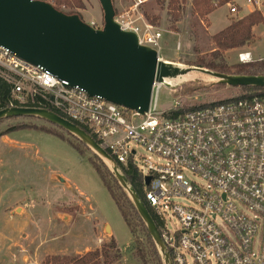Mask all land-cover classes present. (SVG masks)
<instances>
[{
    "label": "built area",
    "instance_id": "obj_1",
    "mask_svg": "<svg viewBox=\"0 0 264 264\" xmlns=\"http://www.w3.org/2000/svg\"><path fill=\"white\" fill-rule=\"evenodd\" d=\"M134 1L131 11L142 24L129 12L117 14L115 21L135 33L140 45L159 53L162 31L138 13L146 0ZM239 58L241 63L248 59ZM0 73L14 87L9 108L31 107L40 96L38 105L85 128L118 165L136 166L144 182L151 177L145 197L161 222L171 264H264V94L194 107L178 116L177 109L159 112L156 103L141 115L91 96L2 45ZM137 147L149 157L139 159ZM168 211L179 224L174 232L168 229Z\"/></svg>",
    "mask_w": 264,
    "mask_h": 264
},
{
    "label": "rangeland",
    "instance_id": "obj_2",
    "mask_svg": "<svg viewBox=\"0 0 264 264\" xmlns=\"http://www.w3.org/2000/svg\"><path fill=\"white\" fill-rule=\"evenodd\" d=\"M261 1L264 13V0ZM82 2L83 10L86 9L82 13L83 20L89 22L91 16L96 18L101 7L99 1ZM113 2L117 14L129 11L135 4L134 0ZM130 2L134 3L129 5ZM167 5L168 1L162 7L155 0H147L138 11L159 19L158 27L163 35L159 55L183 69L193 67L186 63L198 58L210 60L214 48L210 36L227 28L232 20L244 17L253 6L246 0H235L229 7L217 9L209 16V21L202 24L193 13L192 0H188L176 24V32L170 28ZM234 6L235 14L231 12ZM83 10L73 12L81 15ZM99 25L103 26L102 22ZM255 35L253 57L264 60V25L256 28ZM245 51L247 49L231 51L224 57L230 66L237 65ZM189 75L192 78L188 81L180 78L171 86H156L152 104L157 103L159 112H171L178 105L194 108L222 102L241 94L239 89L223 86L201 73ZM136 149L139 159L149 157L142 148ZM95 156L79 139L44 120L17 118L0 122V264H43L48 256L83 255L101 249L112 240L125 256L123 263L128 261L126 251L132 246L131 234L90 165L91 161L100 163ZM142 169L146 173V169ZM56 176L62 177L65 183H60ZM174 201L191 205L184 199ZM168 212V229L174 232L179 224ZM107 226L110 233L106 232Z\"/></svg>",
    "mask_w": 264,
    "mask_h": 264
},
{
    "label": "water",
    "instance_id": "obj_3",
    "mask_svg": "<svg viewBox=\"0 0 264 264\" xmlns=\"http://www.w3.org/2000/svg\"><path fill=\"white\" fill-rule=\"evenodd\" d=\"M103 14L102 28H94L78 14L68 15L53 5L36 0H0V45L22 60L42 66L60 80L80 86L91 96L144 115L153 102L154 90L191 72L209 76L232 88H264V76L227 75L205 68L165 61L158 51L139 44L133 32L123 31L115 21L113 0H98ZM36 118L57 126L79 139L96 154L128 193L157 246L164 264H171L161 233L144 202L121 172L119 165L85 130L55 112L34 107L0 110V121ZM60 183L65 181L56 176ZM151 177H145L148 186ZM110 233V227H106Z\"/></svg>",
    "mask_w": 264,
    "mask_h": 264
},
{
    "label": "trees",
    "instance_id": "obj_4",
    "mask_svg": "<svg viewBox=\"0 0 264 264\" xmlns=\"http://www.w3.org/2000/svg\"><path fill=\"white\" fill-rule=\"evenodd\" d=\"M43 1L53 5L57 10L68 15L78 14L73 12V10L75 9H84L82 0ZM155 1L162 7H164L166 1H168L167 9L170 18L169 23L171 24L170 28L171 30L177 32L178 29L176 27V24L181 20L182 14L184 13V7L187 4L188 0ZM234 1L235 0H192L193 13L202 22H208V17L213 12L226 5H231ZM63 8L68 9L69 11L66 12L65 10H63ZM80 17L82 18L81 15ZM144 17L150 24L158 27V18L151 17L147 13L144 14ZM260 25H264V15L258 9L248 13L242 18L232 20L231 24L227 28L211 36V43L214 48L210 54V60L207 61L205 58H198L195 62H189L186 63V65L205 68L227 75L264 76V60L240 63L230 66L224 57L228 51L243 48L245 46H254L257 41L256 35L254 33V28ZM13 88V84L4 75H0V110L9 108L12 104L14 99ZM236 89H239L241 94L234 95L231 98L233 100L264 94V88L239 87ZM36 101V105L29 106L34 108L47 109L52 112L54 111V109H52L50 106L38 105L41 103V101H43L40 96L37 97ZM218 103L219 102H209L206 105ZM176 109L177 110L175 111V115L178 116L181 114H185L192 108H184L178 105ZM22 128L24 127H17V129ZM81 128L87 132L85 128ZM95 159L100 161V163L89 161L90 165L96 171L103 185L110 194L131 234L132 246L126 251L127 256L129 257L127 259L128 261L126 263H123L122 260L125 258V256H123L122 250L117 245V243L112 240L109 244L104 245L101 249L90 251L83 255L48 256L44 260L43 264H163L161 254L157 246L155 245L151 235L149 234L144 221L134 207L132 201L123 191L121 186H119L116 178L109 171L108 167L101 161V159L98 156H95ZM119 168L126 177L129 184L135 190L137 195L146 205L147 209L155 220L157 227L161 229V222L155 216L153 209L150 207L145 197L146 186L143 174L138 170L136 166L132 164H128L127 166L119 165Z\"/></svg>",
    "mask_w": 264,
    "mask_h": 264
},
{
    "label": "crops",
    "instance_id": "obj_5",
    "mask_svg": "<svg viewBox=\"0 0 264 264\" xmlns=\"http://www.w3.org/2000/svg\"><path fill=\"white\" fill-rule=\"evenodd\" d=\"M147 1V0H146ZM255 2H256V4H253V6H251V8H249L248 10H247V14L248 13H250V12H253L254 10H256V9H258V10H262V6L261 5H263V3H262V1L261 0H254ZM134 2H130V3H128L129 5L131 4H133ZM226 6H230V5H226ZM241 7V6H240ZM242 8V7H241ZM131 9H132V6H130L129 7V11H126L127 9H125L124 11H126V12H129V14L131 15V17H132V20L133 21H135V23L136 24H138V25H141L142 24V21H140V20H138V17H137V13L136 12H132L131 11ZM86 10V9H85ZM85 10H83L82 12H81V16H82V13L83 12H85ZM102 8L100 7V11H99V13L97 14V17L95 18V17H93V16H91L90 17V21L89 22H86V23H88L89 25L91 24V23H95V24H97L99 27H102V26H100L99 25V22H102V25L104 24V15L102 14ZM262 13H263V10L261 11ZM138 13L139 14H141L142 16H144L140 11H138ZM214 13V12H213ZM122 13H118V15H121ZM246 14V15H247ZM263 15H264V13H263ZM211 16V15H210ZM201 21V20H200ZM208 21H209V17H208ZM232 22V21H231ZM200 23H202L203 24V22L201 21ZM231 24V23H230ZM208 25H209V23H208ZM258 27V26H257ZM257 27H255L254 28V33L256 32V28ZM225 29V28H224ZM223 29V30H224ZM222 31V30H221ZM220 31V32H221ZM169 32V31H168ZM219 33V32H218ZM173 34V33H172ZM177 35H179V33H177ZM215 35V34H214ZM213 36V35H212ZM210 38H211V36H210ZM252 48H253V46L252 47H249V46H245V47H243V48H239V49H236V50H243V49H247V51H245V54L244 55H247V62H256V61H261V58H259V59H255L254 57H253V53H252ZM236 50H231V51H236ZM231 51H228V52H231ZM227 52V53H228ZM226 53V54H227ZM159 57H160V55H159ZM161 58V57H160ZM166 61V60H165Z\"/></svg>",
    "mask_w": 264,
    "mask_h": 264
},
{
    "label": "bare ground",
    "instance_id": "obj_6",
    "mask_svg": "<svg viewBox=\"0 0 264 264\" xmlns=\"http://www.w3.org/2000/svg\"><path fill=\"white\" fill-rule=\"evenodd\" d=\"M191 73H197V72H191ZM191 73H189V74H191ZM189 74H187V75H184V76H180V77H178V78H176V79H173V80H166V82H165V85H172V83H173V81H175V80H177V79H180V78H182L184 81H188L190 78H192V76L191 75H189ZM168 85V86H169ZM158 88L160 87L159 85L157 86ZM156 89V88H155Z\"/></svg>",
    "mask_w": 264,
    "mask_h": 264
}]
</instances>
